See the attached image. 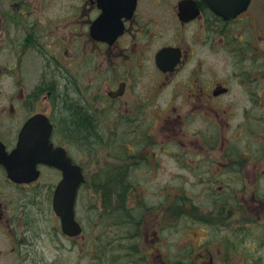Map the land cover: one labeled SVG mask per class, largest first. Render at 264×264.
<instances>
[{"label":"flooded vegetation","instance_id":"obj_1","mask_svg":"<svg viewBox=\"0 0 264 264\" xmlns=\"http://www.w3.org/2000/svg\"><path fill=\"white\" fill-rule=\"evenodd\" d=\"M237 1L0 0V264H234L264 224V0ZM43 154L79 169L73 233ZM160 158L207 202L141 197L135 176L170 174ZM198 226L220 248L183 233L171 261L170 232Z\"/></svg>","mask_w":264,"mask_h":264},{"label":"rangeland","instance_id":"obj_2","mask_svg":"<svg viewBox=\"0 0 264 264\" xmlns=\"http://www.w3.org/2000/svg\"><path fill=\"white\" fill-rule=\"evenodd\" d=\"M160 160H162V165L164 166V168L170 171V174L161 173L157 176H150V177L149 176H144V177L135 176L134 177L133 180L135 183L137 182L140 185H144L146 187L148 186V192L141 191L140 193L141 197L145 196L144 199L148 202H152V203L158 202L162 200V196L159 195L160 192H157V188L160 189L161 186L168 184L170 186V190H169L170 198L168 200L171 202L174 201V198L176 196L182 195V192L179 191V187H182V186L186 188L187 194L191 196V199L193 198L194 200H196L195 202L197 203L207 202V200L209 199V195L207 196V194L203 192L202 184H198L199 177H196L189 173L184 174V175H179L178 171L176 170L175 163H173V161H170V160L168 161L165 158H160ZM89 168L95 169L96 165L91 163ZM203 180L206 183L205 177ZM214 196H216V194H214ZM175 212L176 211H172L171 214L176 215ZM175 220L176 218L171 216L170 221L173 222ZM182 225L184 226V224ZM188 225L191 227V224H188ZM217 229L218 228L215 227V229L212 231V234L208 232L207 230H205L203 227H199V226L197 227V229L193 228L191 231L190 230L182 231L180 228L179 229L177 228V230H172L170 232L171 261H175V259H177L175 257L176 255L175 250L179 246L176 245L174 247V245L178 241H184V243L186 241H190L189 238L182 235L183 233L191 234L192 232L190 236H191V239L194 240L193 233L197 232L196 233L198 234L197 240H194L196 242L200 241L201 239H203L201 242H205V238L209 236L210 238L214 240V242H216V244H218L217 247L220 248L219 244L221 241H218V240H220V238L223 237V232L225 231L221 229L219 230ZM263 229H264V224L262 225L250 224L249 229H248L249 239H247L246 242L244 243L246 247H244L243 249L241 247H240L241 249H239V247H236L237 249H235V251H232V254L230 255V258H231L230 262H233L234 264H243L242 261L245 260V258L247 257L248 261L246 264H264V232H263ZM202 230H205V231H202ZM216 233H218V235H216ZM247 246L248 248L250 247L251 250H253V248H256V250L248 251ZM213 250L214 252H217V249L213 248ZM238 252H243V253L238 254ZM247 252H249L248 256H246ZM239 256H242V257L238 259ZM222 259L223 257L219 255L215 256V261L217 264H220V262L222 263Z\"/></svg>","mask_w":264,"mask_h":264},{"label":"water","instance_id":"obj_3","mask_svg":"<svg viewBox=\"0 0 264 264\" xmlns=\"http://www.w3.org/2000/svg\"><path fill=\"white\" fill-rule=\"evenodd\" d=\"M234 2L236 3L238 1L234 0ZM38 162L55 165L63 172V179L59 183L55 192L54 207L61 218L63 231L65 233H73V227L77 226L74 225L73 206L75 203L77 187L82 179L79 169L76 166H71L70 162L61 163L56 161V158L50 156V154H43V157L39 159Z\"/></svg>","mask_w":264,"mask_h":264},{"label":"trees","instance_id":"obj_4","mask_svg":"<svg viewBox=\"0 0 264 264\" xmlns=\"http://www.w3.org/2000/svg\"><path fill=\"white\" fill-rule=\"evenodd\" d=\"M55 85H57V82ZM62 103H64V106L61 108V110L63 112V115H66L67 119L70 120L69 126L80 135H85L90 126V123L86 118V115L80 109L70 104L67 99L65 101H62ZM174 200H178V198H174ZM170 210L171 212L172 211L177 212L176 206H172ZM179 260H183V257L181 256ZM175 264H179V263L178 262L176 263L175 261Z\"/></svg>","mask_w":264,"mask_h":264}]
</instances>
